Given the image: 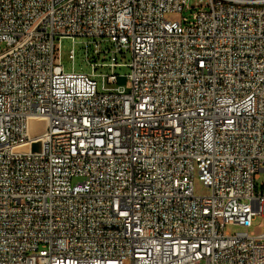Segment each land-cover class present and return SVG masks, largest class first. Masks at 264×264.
I'll return each mask as SVG.
<instances>
[{"label":"built area","instance_id":"1","mask_svg":"<svg viewBox=\"0 0 264 264\" xmlns=\"http://www.w3.org/2000/svg\"><path fill=\"white\" fill-rule=\"evenodd\" d=\"M262 173L264 0H0V264H264Z\"/></svg>","mask_w":264,"mask_h":264},{"label":"rangeland","instance_id":"2","mask_svg":"<svg viewBox=\"0 0 264 264\" xmlns=\"http://www.w3.org/2000/svg\"><path fill=\"white\" fill-rule=\"evenodd\" d=\"M167 18L170 20L180 19L178 15H169ZM87 42H88V39L86 38H74V39L65 38L60 41L61 57H62V62H63V65L66 71L72 70L73 64L71 60L69 59V54L71 50L73 49V45H74L75 54H76V61H75L76 71H85V72L90 71V66L86 62L85 47H86ZM90 60L94 61L92 58V50L90 51ZM115 72L118 73L120 76H122L128 72V69L125 67L117 68ZM124 83H125V79L120 78L119 85H123ZM257 183L259 184V186H261L264 183V173L261 174V179ZM194 191L197 196H206L209 194V190L200 183V181L198 180V177L195 178ZM225 230L226 232L230 234L247 232V233H253L255 235H260L264 232V216L256 217L253 222V226L250 229H245L239 226H227Z\"/></svg>","mask_w":264,"mask_h":264}]
</instances>
